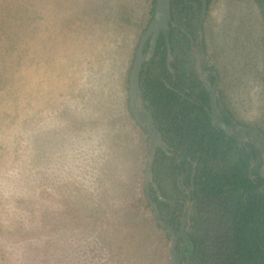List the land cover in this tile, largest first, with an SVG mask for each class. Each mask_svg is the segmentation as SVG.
Wrapping results in <instances>:
<instances>
[{
	"label": "rangeland",
	"instance_id": "rangeland-1",
	"mask_svg": "<svg viewBox=\"0 0 264 264\" xmlns=\"http://www.w3.org/2000/svg\"><path fill=\"white\" fill-rule=\"evenodd\" d=\"M150 10L151 0H0V264H169L143 202L147 135L128 110ZM262 35L254 0H211L191 54L214 83L216 120L231 116L264 174Z\"/></svg>",
	"mask_w": 264,
	"mask_h": 264
},
{
	"label": "trees",
	"instance_id": "trees-1",
	"mask_svg": "<svg viewBox=\"0 0 264 264\" xmlns=\"http://www.w3.org/2000/svg\"><path fill=\"white\" fill-rule=\"evenodd\" d=\"M254 2L263 22L264 85V0ZM154 4L151 0L142 33ZM201 10L202 0H171L169 29L160 32L140 70V96L168 150L156 148L152 179L161 197L177 200L159 198L152 186L150 195L160 218L175 230L181 199L191 197V229L180 237L184 245L176 246L178 258L186 254L188 264H264V174L259 165L252 166L258 151L213 122L209 89L192 65ZM149 45L147 40L144 51ZM221 114L231 125V116ZM260 130L264 139V127ZM143 202L149 206L145 197Z\"/></svg>",
	"mask_w": 264,
	"mask_h": 264
},
{
	"label": "water",
	"instance_id": "water-1",
	"mask_svg": "<svg viewBox=\"0 0 264 264\" xmlns=\"http://www.w3.org/2000/svg\"><path fill=\"white\" fill-rule=\"evenodd\" d=\"M207 9L206 0H202V10L199 18V32L201 31L202 21L205 16V12ZM171 17V0H155L154 10L151 19L149 20L145 31L142 33L136 47L135 56L128 74V110L131 113L133 119L136 121L141 128L144 129L147 135L148 149L146 153L145 160V168H144V196L149 204V207L152 211L155 221L159 224L168 239H169V264H179L180 259H185V264L189 263V260L186 254L180 258L177 257V249L176 246L184 245L182 238L186 237V232H188L191 228H189L190 219L189 216L191 214V197L187 196L184 204L183 210L181 212L180 217V225L177 230H175L171 225L165 223L159 216L158 209L156 207L155 202L153 201L150 195V187L152 186L158 197L172 203L177 200V198H163L161 197L158 187L152 179V163L155 155V151L157 147L162 148L166 153H168L167 145L162 140L159 130L157 129L154 119L150 111L145 107V104L140 96V87H139V77L140 70L142 64L145 60L151 57L154 53L156 39L160 32L167 31L169 29V22ZM149 40L150 45L149 48L144 51V45L146 41ZM170 52L168 51V59L170 58ZM202 79V77H201ZM205 85V84H204ZM209 89V98L211 104V116L213 122H215L220 128H222L226 133H230V128L232 126L235 128V124L228 125L223 119H217V115L215 114L216 108V100H215V86L213 84L205 85ZM221 113H219V117ZM234 134V133H233ZM235 135L240 138V135L235 133ZM188 192V191H187ZM190 206V210H189Z\"/></svg>",
	"mask_w": 264,
	"mask_h": 264
},
{
	"label": "flooded vegetation",
	"instance_id": "flooded-vegetation-1",
	"mask_svg": "<svg viewBox=\"0 0 264 264\" xmlns=\"http://www.w3.org/2000/svg\"><path fill=\"white\" fill-rule=\"evenodd\" d=\"M221 113H225V112H221ZM222 118H223V116H222Z\"/></svg>",
	"mask_w": 264,
	"mask_h": 264
}]
</instances>
